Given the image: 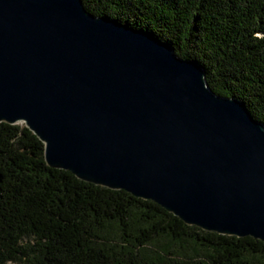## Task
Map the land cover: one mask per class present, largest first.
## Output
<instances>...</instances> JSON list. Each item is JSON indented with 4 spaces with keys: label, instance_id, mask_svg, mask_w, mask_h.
Wrapping results in <instances>:
<instances>
[{
    "label": "water",
    "instance_id": "95a60500",
    "mask_svg": "<svg viewBox=\"0 0 264 264\" xmlns=\"http://www.w3.org/2000/svg\"><path fill=\"white\" fill-rule=\"evenodd\" d=\"M50 168L264 243V125L204 68L81 0H0V123Z\"/></svg>",
    "mask_w": 264,
    "mask_h": 264
},
{
    "label": "trees",
    "instance_id": "16d2710c",
    "mask_svg": "<svg viewBox=\"0 0 264 264\" xmlns=\"http://www.w3.org/2000/svg\"><path fill=\"white\" fill-rule=\"evenodd\" d=\"M199 63L217 96L264 125V0H81ZM0 264H264V243L187 226L149 200L50 168L23 125L0 123Z\"/></svg>",
    "mask_w": 264,
    "mask_h": 264
}]
</instances>
